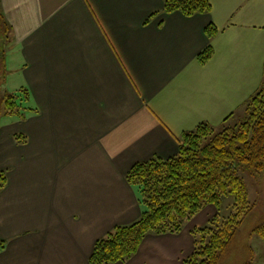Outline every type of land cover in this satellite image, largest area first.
I'll list each match as a JSON object with an SVG mask.
<instances>
[{
  "label": "crops",
  "instance_id": "obj_1",
  "mask_svg": "<svg viewBox=\"0 0 264 264\" xmlns=\"http://www.w3.org/2000/svg\"><path fill=\"white\" fill-rule=\"evenodd\" d=\"M210 2V14L187 17L163 13V0H0L4 85L28 89L38 110L0 120V264H90L96 241L140 217L126 180L136 163L176 156L201 123L244 118L264 78V6ZM216 213L209 205L181 234L149 235L116 264H184L192 229Z\"/></svg>",
  "mask_w": 264,
  "mask_h": 264
},
{
  "label": "trees",
  "instance_id": "obj_2",
  "mask_svg": "<svg viewBox=\"0 0 264 264\" xmlns=\"http://www.w3.org/2000/svg\"><path fill=\"white\" fill-rule=\"evenodd\" d=\"M210 0H163L162 12H181L187 17L210 14ZM209 39L219 33L214 25L205 30ZM9 27L0 10V88L6 82V48ZM214 56L209 45L197 60L207 64ZM31 94L21 88L14 93L0 92V120L16 117L26 120L37 114L30 106ZM224 121L216 130L201 123L178 138L179 152L169 159L154 157L136 163L126 175L135 190L141 214L128 225H119L96 241L90 264L127 263L139 252L149 235H179L185 226L207 206L216 215L202 227L192 229L194 250L184 264H221L230 251L243 223L256 207L249 200L243 171L258 177L264 173V78L260 90L246 105L245 116L235 124ZM20 142L21 137L16 136ZM7 186V173L0 171V193ZM233 198L226 214V199ZM227 209V210H228ZM264 240V222L251 233ZM6 241H0V252ZM249 264V263H248Z\"/></svg>",
  "mask_w": 264,
  "mask_h": 264
},
{
  "label": "rangeland",
  "instance_id": "obj_3",
  "mask_svg": "<svg viewBox=\"0 0 264 264\" xmlns=\"http://www.w3.org/2000/svg\"><path fill=\"white\" fill-rule=\"evenodd\" d=\"M253 9L257 11L256 2H253ZM262 6H264V0H262ZM15 83L9 82L0 88L1 93L13 92V86ZM255 84V83H253ZM5 117L2 119L4 120ZM246 182L249 192V200L256 207L248 215L243 223L230 251L225 255L221 264H264V240L252 236V231L264 222V173L258 177L250 174L248 171L240 173ZM233 198L226 199L225 208L232 210ZM227 208V209H228ZM225 210V213H229V209Z\"/></svg>",
  "mask_w": 264,
  "mask_h": 264
}]
</instances>
